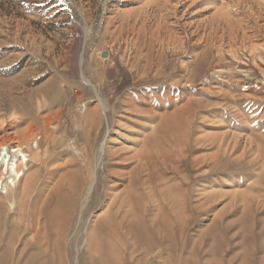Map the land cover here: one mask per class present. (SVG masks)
<instances>
[{
  "label": "rangeland",
  "instance_id": "obj_1",
  "mask_svg": "<svg viewBox=\"0 0 264 264\" xmlns=\"http://www.w3.org/2000/svg\"><path fill=\"white\" fill-rule=\"evenodd\" d=\"M0 69L21 98L0 143L30 125L41 149L0 217L29 243L19 264L55 241L42 218L24 233L36 195L85 153L105 183L75 212L68 264L111 198L158 242L149 264H264V0H0Z\"/></svg>",
  "mask_w": 264,
  "mask_h": 264
},
{
  "label": "bare ground",
  "instance_id": "obj_2",
  "mask_svg": "<svg viewBox=\"0 0 264 264\" xmlns=\"http://www.w3.org/2000/svg\"><path fill=\"white\" fill-rule=\"evenodd\" d=\"M2 70L0 69V74L4 72ZM18 80L13 79V77L0 78V110L14 109V111H16L19 104H21V98L13 89L14 84L17 83ZM81 81L86 85L87 80H85L83 75ZM83 107L85 110V106ZM96 114L97 111L94 110L95 117L97 116ZM95 117H93V122H95ZM27 130L29 131L28 133L24 131L25 133H22L21 138H18V140L14 142L16 144L14 147L4 142L0 143V217L5 210H7V212L5 211L6 213L9 212V205H6L5 201H10L9 193L15 189L16 183L23 178L26 173L29 175L28 179L34 178L37 174L34 172L33 167L40 166L42 161L40 160L41 149L39 144L36 143L35 149L31 146L32 134L30 133V125ZM85 154H81L84 159L82 160L83 169L81 173L77 172L78 170H74V172L69 171L64 165L65 167L61 170L66 171L62 175H59L57 180H55L54 183L52 182L53 184L51 187H49L50 185L48 186L47 190H45L47 187L46 182L45 186L43 185L38 195H36L41 201V204H39V211L33 220L31 218L33 215L31 214V210H29L27 218L31 219L28 220V224L24 228V233L31 231L33 235H31V233L30 235L32 238H35V236L39 234L37 231L41 226L40 223L42 218V220H45L42 224L43 231L47 230L44 227L46 221L53 225L55 224L56 227H53V230H55V241L53 243L47 242L51 250L48 248L49 245L47 244L46 249L41 254L39 251L36 254H29L30 257L28 258L30 261H28L29 259L27 258L23 264L69 263L73 255L74 247L78 246L81 235L79 231H76V233L74 232L75 234L72 242L73 248L72 245L66 244V236L75 212L78 207H81L83 211L82 215L85 217L90 210L99 208L101 204L93 207L90 199L98 192L100 187L104 189L105 183L100 176L101 174L94 169V155L90 156ZM75 171L79 174H76ZM115 187L116 186L112 185L108 189L114 190ZM46 191L47 193L44 194ZM110 200L111 203L107 205L108 207H106L107 209L102 215L96 217L92 224L87 227L85 236L86 247L81 256L80 264H139L141 263L140 261H143V264H149L151 257L154 256H152L151 253L156 250L155 245H158V242L155 244L146 231H143L145 229L142 221L136 218L133 222L130 220L128 221V218L126 219L125 216L117 218L121 205L118 204L119 202H117L116 198H111ZM10 206L12 207V203ZM1 231L2 228L0 227V247L4 241L5 244L3 243V249L0 250V264H4L11 255L12 261L10 264H19V259L26 252L29 243L25 241L22 242L20 238L17 237L14 230L13 232H9V234L7 233L8 236L4 239L3 232ZM47 233L45 231L43 234L46 241H48L49 238ZM52 238L54 237L52 236ZM79 257L80 256H78V258Z\"/></svg>",
  "mask_w": 264,
  "mask_h": 264
},
{
  "label": "water",
  "instance_id": "obj_3",
  "mask_svg": "<svg viewBox=\"0 0 264 264\" xmlns=\"http://www.w3.org/2000/svg\"><path fill=\"white\" fill-rule=\"evenodd\" d=\"M102 57L105 58V57H106V53H103V54H102Z\"/></svg>",
  "mask_w": 264,
  "mask_h": 264
}]
</instances>
